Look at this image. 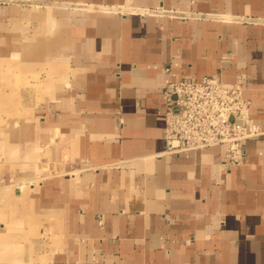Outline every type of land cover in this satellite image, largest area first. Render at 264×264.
Masks as SVG:
<instances>
[{
    "label": "crops",
    "instance_id": "0c3cea01",
    "mask_svg": "<svg viewBox=\"0 0 264 264\" xmlns=\"http://www.w3.org/2000/svg\"><path fill=\"white\" fill-rule=\"evenodd\" d=\"M167 68L242 84L237 166L165 153ZM10 75L34 97L0 120V264H264V0H0Z\"/></svg>",
    "mask_w": 264,
    "mask_h": 264
},
{
    "label": "built area",
    "instance_id": "2783aa9c",
    "mask_svg": "<svg viewBox=\"0 0 264 264\" xmlns=\"http://www.w3.org/2000/svg\"><path fill=\"white\" fill-rule=\"evenodd\" d=\"M155 12L169 13L161 6ZM171 76L162 92L165 102V153L189 157L191 153L225 146L224 168L237 166L247 140L263 135L252 122L250 102L241 83L227 86L216 76L199 81Z\"/></svg>",
    "mask_w": 264,
    "mask_h": 264
},
{
    "label": "rangeland",
    "instance_id": "374dc122",
    "mask_svg": "<svg viewBox=\"0 0 264 264\" xmlns=\"http://www.w3.org/2000/svg\"><path fill=\"white\" fill-rule=\"evenodd\" d=\"M11 79L13 82V86L9 87V94L7 95H0V106L5 103L8 105L5 107V111L2 112L0 111V120L1 119H10V120H19L23 119L24 117L30 118L31 117V110L30 108L23 109V106H20V104L23 102L24 99L28 101L31 97H34L32 95V92L29 91L31 86H26V91L23 93H19V85H23L24 82H26V85H31L30 83L34 82V78L31 77H26V78H21L18 75H10ZM39 82V81H36ZM21 91V90H20ZM17 127V126H16ZM16 127H12L11 131L17 130Z\"/></svg>",
    "mask_w": 264,
    "mask_h": 264
}]
</instances>
